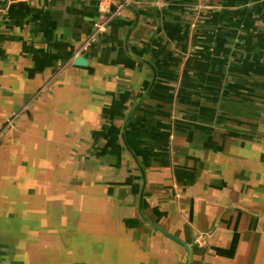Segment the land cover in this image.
<instances>
[{
	"label": "crops",
	"instance_id": "crops-1",
	"mask_svg": "<svg viewBox=\"0 0 264 264\" xmlns=\"http://www.w3.org/2000/svg\"><path fill=\"white\" fill-rule=\"evenodd\" d=\"M101 1L0 0V108L133 235L100 264H264V0Z\"/></svg>",
	"mask_w": 264,
	"mask_h": 264
},
{
	"label": "rangeland",
	"instance_id": "rangeland-1",
	"mask_svg": "<svg viewBox=\"0 0 264 264\" xmlns=\"http://www.w3.org/2000/svg\"><path fill=\"white\" fill-rule=\"evenodd\" d=\"M22 111L0 108V264H100L102 246H130L133 235L117 238L116 218L100 216L108 203L93 210L92 201H78L84 177L54 167L52 152L37 151L36 137L22 135ZM140 220L157 240L168 238Z\"/></svg>",
	"mask_w": 264,
	"mask_h": 264
},
{
	"label": "water",
	"instance_id": "water-1",
	"mask_svg": "<svg viewBox=\"0 0 264 264\" xmlns=\"http://www.w3.org/2000/svg\"><path fill=\"white\" fill-rule=\"evenodd\" d=\"M75 62L76 64H85V58H83L82 56H77L75 58ZM122 139H123V142L125 144V147L129 150L126 142H125V139H124V136L122 135ZM142 192H141V196H140V201H139V212H140V215L142 216L143 219H145L144 215H143V212H142ZM153 228H155L156 230H158L159 232L165 234L166 236L170 237L172 240H174L175 242L181 244L183 247H185L188 252H190V248L189 246L183 242L181 239L177 238L176 236H174L173 234L163 230L162 228L158 227L157 225H155L154 223L152 222H148Z\"/></svg>",
	"mask_w": 264,
	"mask_h": 264
},
{
	"label": "built area",
	"instance_id": "built-area-1",
	"mask_svg": "<svg viewBox=\"0 0 264 264\" xmlns=\"http://www.w3.org/2000/svg\"><path fill=\"white\" fill-rule=\"evenodd\" d=\"M101 10L104 11V12H109L110 8H109V2L108 0H102L101 1ZM121 7V4H119L117 6V10H119ZM106 23H107V19L105 21H102V22H96L94 24V28H95V33L97 32H100V31H103L106 27ZM89 44V41L87 42Z\"/></svg>",
	"mask_w": 264,
	"mask_h": 264
}]
</instances>
